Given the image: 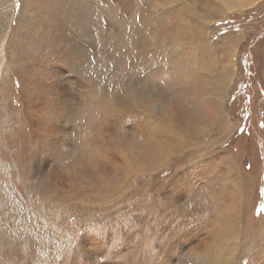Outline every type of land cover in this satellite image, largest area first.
<instances>
[{
  "label": "rangeland",
  "instance_id": "rangeland-1",
  "mask_svg": "<svg viewBox=\"0 0 264 264\" xmlns=\"http://www.w3.org/2000/svg\"><path fill=\"white\" fill-rule=\"evenodd\" d=\"M170 1L0 0V264H264V0Z\"/></svg>",
  "mask_w": 264,
  "mask_h": 264
},
{
  "label": "bare ground",
  "instance_id": "bare-ground-1",
  "mask_svg": "<svg viewBox=\"0 0 264 264\" xmlns=\"http://www.w3.org/2000/svg\"><path fill=\"white\" fill-rule=\"evenodd\" d=\"M156 1V0H155ZM165 1V0H164ZM172 1V0H171ZM170 1V2H171ZM228 1H230V0H228ZM160 2V1H159ZM174 2V1H173ZM216 3V2H215ZM162 4V3H161ZM165 4V3H164ZM186 4V3H185ZM225 4V3H224ZM153 6H154V4H153ZM162 6V5H161ZM191 6V5H190ZM184 7V6H183ZM182 7V8H183ZM107 8V7H106ZM185 9H186V7H185ZM135 14V13H134ZM161 14V13H160ZM165 14V13H164ZM159 15V14H158ZM150 17H152V16H150ZM161 17H162V15H161ZM164 17H165V15H164ZM132 18V17H131ZM130 18V19H131ZM155 18V17H154ZM167 18V17H166ZM136 19V18H135ZM152 19V18H151ZM146 20H147V18H146ZM132 21V20H131ZM134 22V21H133ZM149 23L145 26L146 27V30L147 31H151L152 29H153V27H154V25L153 24H151V22L150 21H148ZM165 22V21H164ZM135 23V22H134ZM133 23V24H134ZM146 24V23H145ZM163 24V23H162ZM135 25V24H134ZM160 25V24H159ZM142 26V25H141ZM157 29V28H156ZM159 29V28H158ZM133 30V29H132ZM182 31V30H181ZM183 31H185V35L186 34H188L190 31H189V28H187V27H185L184 29H183ZM153 32V31H152ZM160 33V32H159ZM153 33H151V35H152ZM156 34V33H155ZM145 35V34H144ZM167 35V34H166ZM170 35V34H169ZM184 35V36H185ZM142 36H143V34H142ZM160 36V35H159ZM165 36V35H164ZM173 36V35H172ZM176 36V35H175ZM192 36V35H191ZM190 36V37H191ZM199 36H200V34H199ZM153 38H154V36H152ZM186 37V36H185ZM126 38H127V36H126ZM128 38H130V37H128ZM152 38V40H151V42L153 41V47L150 49V55H151V57L152 56H154V55H159V54H161V50L163 49V47L165 46V43H167L168 44V40L167 39H165V40H163V41H160V44H162V46L161 45H159V43H157L156 41H157V37H155L154 39ZM167 38V37H166ZM181 38H182V36H181ZM132 39V38H131ZM172 39V38H171ZM176 39V38H175ZM178 39V38H177ZM185 39V38H184ZM146 40H148V39H146ZM150 40V39H149ZM179 40H181V39H179ZM127 42V41H126ZM117 43V42H116ZM112 48V46L111 47H109V49L107 50H105L106 52H104V60L102 59V61H98L95 57L94 58H92V61H93V63L97 66V67H99V70H97V71H100L101 70V72H100V77H102V75H103V71H104V73L107 71V70H111V68H112V66L115 64V61L117 60V65H118V68L119 67H121L123 64H125V68H126V64H128L130 61H128V60H132L130 63H131V65H136V63H135V61H134V59L136 58V57H138V61L140 60V59H143V56H138V54L136 53V51H133V50H131V49H129V50H127V53L125 54V57L123 58L122 57V51L120 52L118 49H115V50H113V49H111ZM149 48V47H148ZM122 49V48H121ZM146 50H149V49H146ZM109 52H111L109 55H108V53ZM144 52H145V50H144ZM149 54V53H148ZM128 55V56H127ZM99 60H101V59H99ZM123 63V64H122ZM133 67V66H132ZM131 67V68H132ZM92 74H94V72L92 73ZM223 74V73H222ZM224 75H226V74H224ZM95 76H96V74H95ZM94 76V77H95ZM107 76V75H106ZM111 77V76H110ZM109 77V78H110ZM118 77H120V81L119 82H117V79L116 78H112L110 81H109V83L111 84L112 83V81H114V80H116V84L118 85V89H117V91L116 92H114V94H116V93H118V90H119V88L121 89V86L122 87H124V86H126V82H125V79H126V76L124 75L123 77H124V80H123V82L122 83H120L121 82V76H118ZM105 78V77H104ZM94 79V78H93ZM101 79V78H100ZM102 80V79H101ZM104 80V79H103ZM98 81V80H97ZM102 82V81H101ZM209 82V81H208ZM211 82V81H210ZM100 83V82H99ZM219 83V82H218ZM218 83H216V84H214L213 85V90H214V92L216 93V94H218L219 96H221V93L223 92V90H224V88H225V82H220L219 84ZM101 84V83H100ZM103 85V84H102ZM201 85V84H200ZM202 86V85H201ZM105 91H106V89H105ZM104 91V92H105ZM123 91V90H122ZM113 92V91H112ZM126 93L127 94H131V92H129V91H127L126 90ZM105 96V95H104ZM107 96V95H106ZM103 97V96H102ZM108 97H110V95H108ZM107 97V98H108ZM111 98V97H110ZM123 99H124V101L125 102H127V103H129V104H131L132 106L131 107H133V104L135 105V103L138 105L139 103L138 102H140V101H138L137 102V100H136V96L134 95V97H133V99L132 100H130L129 98H128V95H124L123 96ZM100 100H101V98H100ZM105 100V99H104ZM220 100V99H219ZM217 101V100H216ZM128 104V105H129ZM139 105H145V106H147V107H149L147 104H145V103H143V101L142 102H140V104ZM127 107V106H126ZM146 107V108H147ZM127 108H129V107H127ZM110 110V109H109ZM110 112V111H109ZM220 114V113H219ZM122 117V116H121ZM220 117H221V115H220ZM167 118V117H166ZM218 119V118H217ZM151 131V130H150ZM165 133V132H164ZM210 249V248H209ZM218 257H219V255H218ZM225 259V258H224ZM223 257H220V258H217V259H214V260H211V262L213 263H216V264H218V263H223ZM224 262H226V260L224 261ZM224 264V263H223Z\"/></svg>",
  "mask_w": 264,
  "mask_h": 264
}]
</instances>
